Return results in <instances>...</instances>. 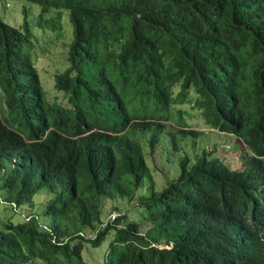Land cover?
<instances>
[{"label":"trees","instance_id":"16d2710c","mask_svg":"<svg viewBox=\"0 0 264 264\" xmlns=\"http://www.w3.org/2000/svg\"><path fill=\"white\" fill-rule=\"evenodd\" d=\"M27 1L69 11L68 105L44 95L27 22L0 18V203L21 215L0 216V264H87L110 233L99 264H264V0ZM191 100L240 139L234 164L184 150L203 144L174 122ZM162 129L178 174L156 189Z\"/></svg>","mask_w":264,"mask_h":264},{"label":"rangeland","instance_id":"374dc122","mask_svg":"<svg viewBox=\"0 0 264 264\" xmlns=\"http://www.w3.org/2000/svg\"><path fill=\"white\" fill-rule=\"evenodd\" d=\"M40 12V5L27 0H0V18L5 23L25 32L24 24L27 22L30 34L28 35V42L24 45V52L30 57L39 75L45 97L50 102L56 101L61 105L67 106V97L62 92L56 91L54 84L55 75L64 71L69 64L67 55L73 40V26L69 11L65 8H49L47 12L39 16ZM173 116L175 117L176 127H186L196 132H202V134L197 132L198 134L192 136L195 140H201L202 145L198 142V146H192V143L189 142L191 135H188L189 139L185 142L183 141L184 150L189 154H192V151L196 150V148L201 150L205 146L208 150H211V145H216L217 156L227 164H234L235 162L232 161L234 147L244 148L239 138L208 127L200 109L196 107L193 100H191L190 104L188 102L177 104L173 110ZM167 134L165 129L157 133L160 143L155 146L151 156L147 157L148 163L154 171L156 189L166 185L167 181L178 174L177 162L179 153L172 149L168 139L163 141L164 135ZM224 151L229 152L226 153ZM145 153H150L149 147L145 148ZM45 199V196L41 194L35 196V201L38 205H35L33 210L40 208L42 206L41 201L44 202ZM117 204L124 207L123 209L128 212V217L130 218H132L130 209H137L136 201L129 203V206L121 200ZM104 205V212L112 210L109 202H105ZM0 216L11 218L13 221L21 219V215L13 214L8 205L1 203ZM42 221L49 222V219L42 217ZM111 238L112 234L110 233L104 238L100 247L93 249L88 244L84 248L82 254L87 264H99L102 262L104 252Z\"/></svg>","mask_w":264,"mask_h":264},{"label":"built area","instance_id":"2783aa9c","mask_svg":"<svg viewBox=\"0 0 264 264\" xmlns=\"http://www.w3.org/2000/svg\"><path fill=\"white\" fill-rule=\"evenodd\" d=\"M116 215H117V213L113 212L109 217H110V219H113Z\"/></svg>","mask_w":264,"mask_h":264}]
</instances>
